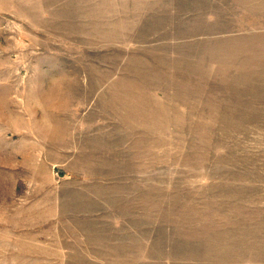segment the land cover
Returning <instances> with one entry per match:
<instances>
[{
    "label": "rangeland",
    "instance_id": "obj_1",
    "mask_svg": "<svg viewBox=\"0 0 264 264\" xmlns=\"http://www.w3.org/2000/svg\"><path fill=\"white\" fill-rule=\"evenodd\" d=\"M0 264H264V0H0Z\"/></svg>",
    "mask_w": 264,
    "mask_h": 264
}]
</instances>
